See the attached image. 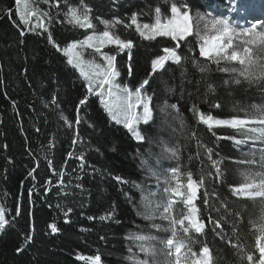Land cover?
<instances>
[{"label": "trees", "instance_id": "trees-1", "mask_svg": "<svg viewBox=\"0 0 264 264\" xmlns=\"http://www.w3.org/2000/svg\"><path fill=\"white\" fill-rule=\"evenodd\" d=\"M177 2L186 3L191 16L205 10L204 7L219 10L224 5L220 0ZM80 4L81 0H48V3L27 0L25 9L24 0L19 6L15 0H0V203L11 221L0 232V264H92V258L97 255L101 264H136L144 259L149 264L153 261L161 264L162 257L165 262L169 256L162 255L159 244L151 242L155 255H145L138 251L134 237L170 235L154 227L168 223L148 217L147 197L154 186V176L170 180L169 170L177 164L184 181L188 170L194 179H199L203 172L205 183L199 189V196L205 190L210 193L215 190L218 196L210 195L209 204L219 208L223 200L233 212L221 221L224 230L221 239L216 235L221 229L213 232L208 216L218 219L223 208L210 213L198 199L206 230L201 235L191 234V240L183 234L181 238L197 253L208 246L211 264H249L246 257L241 258L244 253L240 246L253 255L254 264L259 257L254 245L255 236L260 234L259 217L264 211V201L235 197L230 188L245 182L241 172H259V144L264 143V138L258 132H248L250 125L241 129L218 126L209 131L198 122L191 108L195 102L205 114L218 119L255 117L258 114L253 106L264 108V80L248 82L240 78L241 83L236 84L235 73L219 69L240 65L227 62L218 65L203 59L198 53V38L193 34L180 41L176 49L182 56L181 64L169 60L164 70L151 75L146 87L153 97L154 118L142 126L145 140L138 143L123 124L109 118L99 96L88 93L77 68L47 39L51 34L53 42L63 49L88 36L92 29L74 26L65 19L67 8ZM83 4L90 9L89 16L98 30L103 29L101 20L121 21L110 30L121 39H130L133 46L122 53L116 52V64L134 86L151 74V62L165 54L164 46L175 48L177 42L167 37L145 40L134 25L125 27L132 14L137 15L140 23H154L155 8L159 6L163 12L169 7L165 0H83ZM20 8L38 9L48 16L39 19L33 16L24 25L19 21ZM41 22L47 32L33 28ZM184 56L189 59L184 61ZM193 56L199 64H208L210 71L201 73L194 67ZM260 58L264 61V54ZM209 83L214 92L205 95ZM85 98L87 103L80 106L81 123L77 125L75 109L79 100ZM165 102L177 105L178 112L171 107L161 112ZM216 103L221 107H210ZM178 114L183 117V128L179 120L173 119ZM213 132L228 138L217 139ZM196 137L202 145L213 149V158L219 159L222 169H226L222 182L216 183L207 176L214 169L205 149H198ZM236 140L245 142L237 144ZM172 147L178 149L179 161L169 158L170 153L165 150ZM81 156L83 161L78 159ZM239 160L255 163L240 164ZM56 173H63V184ZM116 176L126 182H118ZM174 208L178 212L176 216L181 218L182 206L177 204ZM102 216L105 219H100ZM53 223L58 229L55 233L49 227ZM29 235L31 242L26 241ZM18 248L24 250L17 252Z\"/></svg>", "mask_w": 264, "mask_h": 264}, {"label": "snow or ice", "instance_id": "snow-or-ice-1", "mask_svg": "<svg viewBox=\"0 0 264 264\" xmlns=\"http://www.w3.org/2000/svg\"><path fill=\"white\" fill-rule=\"evenodd\" d=\"M22 0H15L17 6L21 4ZM45 3H48V0H44ZM25 9H27V0H24ZM165 3L169 5L168 9L162 12L161 7L157 6L155 8V22L154 23H140L138 22V17L136 14H132L130 17V23H126L125 27L130 28L133 25L135 26V31L139 34V36L145 40H155L157 37H167L172 41L177 42L175 48L164 46L163 52L165 53L162 56H158L156 59H153L151 62V74L146 76L145 79L140 83L138 87H135L134 90L130 89L127 86L122 85L121 83H117L115 81V77L119 76L120 73L116 68V57L114 55L104 54L101 49L102 47L114 44L118 49H131L133 46V42L130 39H121L119 35L110 31L115 25H119L121 23L120 20L115 21H105L101 20L100 23L105 25V30L102 31L99 35H88L85 39L80 43V45L87 46L88 48H92L95 50V53H99L102 60L103 65L101 63H96L94 60H89L85 62L81 58L80 53H75V63L73 58L68 59V63L73 65L80 70L82 76L89 82L88 83V93L96 94L102 97L101 103L105 105L106 109L112 115L113 119L117 120V123L121 121L117 119V113L113 111L112 106L109 105L108 100L105 99V85H107L106 95L111 98L114 96V93H118L116 99L119 103V107L121 110V114L123 115V123L124 127L128 129L131 133L134 140L138 143H143L145 140V135L142 134L145 130L139 128L141 122L145 125H148L150 121L153 120V107L152 105V95L148 94V88L146 86L149 85V80L152 74L157 73L160 70L165 69L166 63L171 60L173 63L179 65L181 64L182 56L177 53L176 49L180 47V41L186 40L188 37L193 35V23L190 14V9L186 3L177 2V0H165ZM57 7L59 5H56ZM90 9L83 4V0H81V4L79 7L71 6L67 8L65 12V19L68 23L73 24L74 26H78L83 29H95V25L92 22V19L89 16ZM9 15L11 13L9 12ZM35 16L39 19L40 16H48L47 12H39V10L33 11H23L19 12V21L28 25L30 23V17ZM162 16H167V19H162ZM98 19V18H97ZM202 16H198L197 20H203ZM211 26L213 30V35L210 38H204L200 34V24L197 23L196 27L198 31L196 32V36L198 38V46H199V56L205 58L206 60H211L216 64H220L221 61L224 62H235L240 65L239 68L236 67H228L225 66L220 68V71L227 73H235L236 76L234 78V82L236 84L241 83V79L248 82L260 81L264 80V61L261 60L260 54H264V30L257 31L256 24H252L249 28L238 27L237 25L230 22L228 18H213L210 21L204 23L203 28L207 30ZM33 28H43L45 32L48 31L47 28L44 27L43 23H37L33 26ZM25 33L23 30L20 31V35L23 36ZM49 43H53V46L57 48L58 51H63L65 56H69L70 53H74V50L77 48V43H71L67 47L63 49L60 48L59 45L53 42V37L51 34L47 37ZM239 40V44L234 47V41ZM202 41V43H199ZM254 46V47H253ZM192 49L189 48V51ZM189 57L184 56L183 60L187 61ZM192 64L194 67L198 68L201 73H207L210 71V67L208 64H199L196 57H191ZM85 64L89 67L90 71H85ZM131 72V67L129 68ZM183 76L184 73L182 72ZM102 77V79H101ZM96 79V88H99V91H96V88L93 86V80ZM227 83V81H226ZM173 89H169L172 91ZM214 92V87L211 83L207 84V92ZM55 103V100H53ZM87 100L80 99L78 105L75 109L77 115L75 118V124H80L81 120L79 117L80 106L86 105ZM171 107L173 110L177 109V105H168L166 102L163 107L160 108L161 112H165L167 108ZM210 107H221L220 104L216 103L214 105H210ZM255 111L257 112V116L249 117L245 119L240 118H232V119H218L212 116L211 114H205L200 110L199 106L193 102L191 111L194 116L198 118V122L207 126L209 131H212L214 127L218 126H227L231 128H245L247 125H260L264 126V108L253 106ZM140 109L139 112L134 110ZM174 120H179L180 127H185L183 117L179 114L173 117ZM65 122L68 123L69 127H72V123L65 118ZM91 126V125H90ZM248 132L251 133H259L260 138H264V127H252L247 128ZM214 136H217V139H226L228 137L217 135V133H212ZM78 135V133H77ZM195 136V133H193ZM251 139H256L257 137H250ZM197 139V147L204 148L207 160L211 164V168L214 169V172L209 171L207 173L208 177H211L213 181L216 183H220L225 179L226 169H222L221 161L219 159H214L215 153L211 147H206L199 142V138ZM76 141L74 140L73 143ZM245 141L236 140L235 143L242 144ZM168 153H170L169 158H174L179 161V151L177 148H166ZM71 155V154H69ZM199 155V152L197 153ZM81 161H83V157H78ZM191 159V157H189ZM264 161V157L261 158ZM240 164H253L255 161L253 160H239L237 161ZM142 163H146V161H142ZM49 166L51 167V162H49ZM84 165L81 164V167ZM172 174L171 179L177 181L175 186H171L168 179H165V183L169 186L164 189L165 192L169 193V196L166 200V203L157 205V207L162 208V211L159 214V218L161 220L167 221V226L162 225H154L157 230L170 232V236L164 238H158L156 236L151 235H137L134 238L140 241H156L159 244L163 245L166 249V255L171 257L174 254V264H181L182 260V249H187L186 252L183 253L184 264H189V259L191 258V264H211L212 256L210 253V249L208 246H203L199 252H194L191 250L189 242L185 239L178 237L177 225L182 229L183 234L188 237V234L191 230H194L195 233L200 234L204 233L206 224L204 220L200 216V208L197 207L195 201L197 199H201L202 206L208 208L210 213L211 211L220 212L221 208H223V212L221 213L218 219H214L211 214L208 216V223L212 225V231L215 232L216 229L220 228L221 231L216 233L219 235L221 239L224 238V230L221 228V221L225 220L228 216L233 215L231 209H228L226 206V202L221 200L220 207H216L215 205L209 204V197L218 196L215 190L211 193L207 190L204 191L203 196L200 197L198 195L199 189L205 183V174L201 172L199 179L193 178V173L191 170H188L184 173L186 175V184L181 183L179 181V177L181 175L180 165L177 164L176 167H173L169 170ZM61 177L60 183L63 184V173H56ZM153 175L155 173L153 172ZM241 175L244 177L245 182L240 184L239 186H232L230 191L235 197H244L248 199L261 198L264 201V178L260 179L259 182H256L255 177L260 176V173H253L250 171H243ZM118 182L125 183L123 177L116 176L114 177ZM184 189V190H182ZM175 197L180 198V203H182L186 209V213H181L182 218H178L173 215L174 205L177 203ZM69 212L71 209L68 210ZM19 212L17 211V215ZM6 210L4 208H0V232H2L6 226L10 225L11 221L6 218ZM67 215V212L65 213ZM111 215V213L109 214ZM238 215V214H237ZM89 219H93V217H89ZM100 219H105V217H100ZM187 221V225L185 222ZM259 235L255 236V248L259 252V257L256 259L254 264H264V211L261 212L259 217ZM68 222L67 220L65 221ZM250 223H254L253 221H249ZM52 232L55 233L58 231L56 225L53 223L49 225ZM235 228V224H233ZM32 237L29 235L26 237L27 242H31ZM191 240V237H188ZM236 247V245H233ZM23 248H18L17 252L23 251ZM141 251H143L146 255H155V246L150 245L145 247L141 245ZM240 251L244 253L241 257L242 259L246 257L249 264H253L254 258L250 252H245L243 246H240ZM92 264H101V258L99 255L92 258ZM136 264H149L148 259L137 260ZM155 264V261H153Z\"/></svg>", "mask_w": 264, "mask_h": 264}, {"label": "rangeland", "instance_id": "rangeland-1", "mask_svg": "<svg viewBox=\"0 0 264 264\" xmlns=\"http://www.w3.org/2000/svg\"><path fill=\"white\" fill-rule=\"evenodd\" d=\"M231 7H232V9H231V10L228 12V14H226L225 16H217V15H214L213 13H211V12H208V13H197L196 15H194V16L192 17V21H193V23H194V26H193V31H194V33H195L194 35H196V32L198 31L196 25H197V23H199V24H200V29H199L200 34H201L204 38H206V39H207V38H210V37L213 35V30L211 29V26L209 25V28H208L207 30H204L203 25H204L205 22L210 21V20L213 19V18H221V17H223V18H228V19L230 20L231 23L237 25L238 27H243V28H249V27H251L252 24H248V21H247L246 19H244V18H242V20H241V24L238 23L240 20H236L235 18H232L233 15L236 13L237 9L234 8L233 6H231ZM262 10L264 11V9H262ZM23 11H24V10H23L22 8H20V12H23ZM246 13H247V11H246L245 9H243V8H239V9H238V15H239L240 18H241V16H245ZM236 14H237V13H236ZM198 16H202L204 19L198 21V20H197V17H198ZM32 18H33V16L30 17V20H31ZM255 24H256V26H257L258 24H262L263 26H262V29H261V30H264V17H263V19H261L259 22L255 23ZM102 25H103V27H104L103 30H98V29L95 27V29H92V31H91L88 35H94V34H95V35H99L100 33H102V31L105 30V25H104V24H102ZM256 30H257V31H261V30H259L257 27H256ZM110 31H111V30H110ZM82 41H83V40H82ZM79 42H81V41L72 42V43H77V48L74 50V53H70V55L67 56L68 59H69L70 57L73 58L74 63H75L76 61H75V55H74V54H75V53H80V54H81V58H82L85 62H87V61H89V60H94L96 63H101V64L103 65V60H102V58H101V56H100L99 53H95V50H94V49H92V48H88L86 45L82 47V46L80 45ZM199 43H202V41H199ZM237 44H239V40H235V41H234V47H235ZM127 50H128V49L120 50V49H118L117 46L114 45V44L106 45V46L102 47V49H101V51H102L104 54L114 55V56H115V54H116L117 51L123 52V51H127ZM198 53H199V46H198ZM221 62H224V61H221ZM227 63H230V64H236L235 62H227ZM115 64H116V61H115ZM72 66H73V65H72ZM75 68H76V67H75ZM116 68H117V70H118L119 73H120L119 76L115 77V81H116L117 83H121L122 85L127 86V87H129L130 89H133V90H134L135 87H138V86H134L133 84L130 83V78H129V77H124V76H123V73H122V71H120V70L118 69L117 64H116ZM77 70H78L79 73H80V70H79L78 68H77ZM85 71H90V69H89V67L87 66V64H85ZM80 75H81V73H80ZM81 77H82V79L86 82V84H87V89H88V83H89V82L85 79L84 76L81 75ZM96 79H97V78H94V80H93V86H94V88H96ZM101 79H102V77H101ZM106 90H107V85H105V97H104V98L108 100V103H109L110 106H112L113 111L117 113V119H119V120L121 121L119 124H123V125H124V123H123V115L121 114V110H120V107H119V103H118V101H117V99H116V96L119 95V94H118V93H114V96L111 97V98H109V97H107V95H106ZM96 91H99V88H96ZM89 94H90V93H89ZM93 94H94V93H93ZM94 95H96V94H94ZM97 96H99V95H97ZM99 98H100V102H101L102 97L99 96ZM102 106L104 107L105 111L107 112L109 118H110L112 121H114V122L117 123V120L112 118V115H111V114L109 113V111L106 109L105 105L102 104ZM134 111L139 112L140 109H136V110H134ZM143 125H144V124L141 122V124L139 125V128L141 129ZM252 127H264V126H260V125H255V126H254V125H250V126H249V128H252ZM142 134H143V133H142ZM260 147H261L262 149H264L263 146H260ZM259 152H260V156H261V158L264 157V153L262 152L261 149H259ZM261 158H260V161H261V167H262L261 169H262V170H261V172H259L261 175L255 177L257 183L259 182L260 179L264 178V161H262ZM256 173H257V172H256ZM154 178L156 179L155 176H154ZM157 180H158V181H157V184H156V188H152V189L150 190V194H149V196L147 197V206L149 207V210H148V216L151 217V218H159V214H160V212L162 211V208L157 207V205L163 204V203H164V200H166V199L168 198V196H169V193H167V192L164 191V189H165L166 187H168L169 185L165 183V180H162V179H159V178H157ZM179 181H180L181 183H184V182L181 180V175H180V177H179ZM176 182H177V181L173 180V185H172L173 187L175 186ZM184 184H186V183H184ZM182 190H184V189H182ZM174 199H176L177 202L180 201V198H179V197H175ZM196 202H197V200L195 201V203H196ZM0 208H3L2 205H1V203H0ZM185 224L187 225V221L185 222ZM191 231H194V230H191V229H190V232H191ZM190 232H189V233H190ZM178 237H179V233H178ZM136 240H137V239H136ZM137 242H138V244H139V245L137 246L138 251H139L140 253H144L143 251H141V245H143V246H145V247H148V246L150 245V243L153 242V241H140V240H137ZM162 246H163V245H162ZM163 248H164V246H163ZM164 250L166 251L165 248H164ZM184 252H185V249H182V260H181V264H184V259H183V253H184ZM170 258L172 259L171 264H174V258H175V257H174V254H173V257H170ZM189 264H191V258L189 259Z\"/></svg>", "mask_w": 264, "mask_h": 264}]
</instances>
